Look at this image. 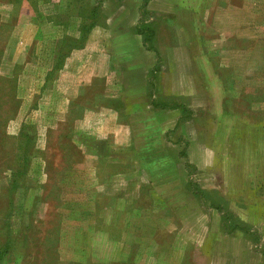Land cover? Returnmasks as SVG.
<instances>
[{
	"label": "rangeland",
	"instance_id": "rangeland-1",
	"mask_svg": "<svg viewBox=\"0 0 264 264\" xmlns=\"http://www.w3.org/2000/svg\"><path fill=\"white\" fill-rule=\"evenodd\" d=\"M0 264H264V0H0Z\"/></svg>",
	"mask_w": 264,
	"mask_h": 264
},
{
	"label": "trees",
	"instance_id": "trees-1",
	"mask_svg": "<svg viewBox=\"0 0 264 264\" xmlns=\"http://www.w3.org/2000/svg\"><path fill=\"white\" fill-rule=\"evenodd\" d=\"M9 244H7V246H6V248H5V250H4V253H3V255L5 256V255H8V253H9Z\"/></svg>",
	"mask_w": 264,
	"mask_h": 264
}]
</instances>
